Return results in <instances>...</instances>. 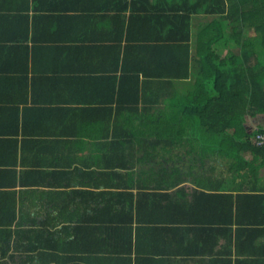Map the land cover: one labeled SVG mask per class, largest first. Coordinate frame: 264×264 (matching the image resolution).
I'll use <instances>...</instances> for the list:
<instances>
[{"label": "trees", "instance_id": "1", "mask_svg": "<svg viewBox=\"0 0 264 264\" xmlns=\"http://www.w3.org/2000/svg\"><path fill=\"white\" fill-rule=\"evenodd\" d=\"M119 1L100 8L120 13L118 25L108 13L86 15L88 8L75 18H100L93 23L104 22L109 44L88 46L91 39L78 38L81 45L68 48L80 65L93 56L113 63L111 76L92 81L94 92L108 94L105 141L75 163H61L62 152L59 162L39 163L41 150H34L33 164L17 181V209L15 194L0 191V260L8 259L0 264H167L170 257L210 255V241L230 239L232 224L238 241L244 209L264 211V195L251 186L264 167V145L253 144L264 123H250L264 116V0ZM15 2L0 4V26L15 34L14 46L0 49L20 56L25 67L27 0L24 7ZM199 14L206 20L193 38L190 22ZM20 71L23 79L27 70ZM76 73L77 85L88 84L83 74L89 72ZM35 77L25 88L41 79ZM35 107L37 118L54 112ZM72 112L78 126L85 110ZM77 140L69 149L74 155ZM185 158L186 170L174 164ZM211 158L226 165L229 183L212 175L211 164L197 173L195 166ZM150 161L158 167L135 171ZM187 182L193 187L180 186ZM24 203H45L57 213L37 221ZM55 223L56 231L45 229Z\"/></svg>", "mask_w": 264, "mask_h": 264}, {"label": "crops", "instance_id": "2", "mask_svg": "<svg viewBox=\"0 0 264 264\" xmlns=\"http://www.w3.org/2000/svg\"><path fill=\"white\" fill-rule=\"evenodd\" d=\"M11 1L0 0V4L2 7H10ZM107 1L27 0L25 4L27 5V31L26 37L21 42L22 45H26L28 52L30 51L29 60L25 61L26 66L24 67L22 63L18 62L20 56L14 57L9 52L2 53L0 49V171H8L0 173V183H6V187H0V191H9L15 194L16 209L19 206L17 196L20 190L17 181L33 164L34 150H41L36 160L39 163L47 160L58 161L57 156L60 152L64 155L61 157V163H68L69 160L75 163L76 156L81 161V158L87 156L94 149L96 143L105 141L102 136L106 133L104 125L107 111L104 104L107 103L104 102L108 99V94L99 95V93L94 92L92 81L95 78H102V76H111L113 63L111 60L101 59L100 56H93L88 57V60L83 61L80 65L77 60L78 57L75 56V50L68 48L81 45V43L73 41L78 38L91 39L92 41L87 43L88 46L109 44L107 40L111 37V33L105 26H102L104 22L93 23L95 19L100 18H86L87 20L79 18L78 21L75 19L76 14H84V9L86 11L89 9V13L86 15L97 16L100 8L110 5ZM148 2L156 4L154 0H148ZM114 4L119 6L120 1L115 0ZM13 6L24 7V0L15 2ZM107 13L109 17L118 18V25L121 14L117 11L107 12L106 9L100 12L105 17H107ZM125 14L127 16V13ZM198 18L196 27H194V21ZM203 21L204 18L201 14L192 17L190 29L193 38L198 25ZM14 36V33L11 34L9 30L0 26V46L6 49L7 46H14L12 44L15 43L10 40ZM55 39L59 40L52 41ZM55 47L63 48L62 52L50 50V48L54 49ZM6 49L4 51L8 50ZM19 51L24 52L21 49ZM24 69L27 72L24 71V78L22 79L23 71L20 70ZM55 69H58L57 73L54 72ZM77 69L89 72L83 74L84 78H87L88 84L84 82L86 84L81 86L80 82L77 85L74 81L76 76H80L76 73ZM30 70L34 72L35 78L39 76L41 79L34 80L28 89V86L25 88V83L28 80L31 81L30 78H34ZM93 71L95 73H92ZM42 77L45 78L42 79ZM46 80L50 81L43 85L42 83ZM35 106H41V108L52 106L50 108L54 112L37 118L35 109L39 107ZM76 108L85 110L80 117H83V120L88 124L87 126H84V123L81 124L84 122L83 120L78 124L79 127L76 126V119L72 112ZM57 110L61 111L57 113L55 112ZM260 116H256L252 121L258 124L264 123V121H258ZM94 122H102V125ZM75 140L77 141L74 145L76 153L74 155L69 149ZM79 151L81 154L77 155ZM221 177L225 178L226 181H231L229 174ZM255 179L256 184H251V186L256 185L257 193L264 195V167L261 168ZM13 181L14 185H7ZM238 181L235 179V183ZM251 182L253 183V180ZM180 186L193 187L188 182L182 183ZM40 203H36L34 206H28L24 203L23 209L31 215H36L37 221L41 220L48 212L51 216L57 213V211L47 209L45 203ZM257 211L258 215L244 209L243 214L246 223L239 225L238 230H245V234H239L238 241L235 237L236 225L232 224L229 227L230 239L224 241L221 238H216L215 243H212L213 240L210 241L212 244L210 255L198 256L195 254L187 258L170 257L167 264H210V262H214L213 260L216 261L213 264H224L223 260L227 259H229L230 264H264V211L260 209ZM59 227L60 225L55 223V227L51 226L45 229L54 232ZM54 240H56L55 236L52 237V241ZM222 249L226 255H219V251ZM253 249H255L254 253L250 252ZM4 259L8 260L5 257Z\"/></svg>", "mask_w": 264, "mask_h": 264}, {"label": "rangeland", "instance_id": "3", "mask_svg": "<svg viewBox=\"0 0 264 264\" xmlns=\"http://www.w3.org/2000/svg\"><path fill=\"white\" fill-rule=\"evenodd\" d=\"M199 20V18L194 21V27H196V22ZM206 20V18H204V21ZM232 50L235 52V47H232ZM256 120V119H255ZM259 122H262L264 121V116H260L259 119H258ZM253 121L251 120V124L253 125ZM179 152V151H178ZM214 158H211L209 159V161H205L204 164L202 165V167H198V166H195L196 170H197V173L199 172H202V173H206L204 170L207 169L208 165H214L215 167V170L212 172L213 174L212 175H215L216 177H219V176H222V175H225L224 173L226 172V165L221 161V160H213ZM213 160V161H212ZM172 163H168V165H171ZM174 164H178L181 166L182 170H186L187 169V161H186V158L185 160H183L182 162H175ZM158 165L156 164V162L152 163V161L149 162V165L146 166V165H137L135 167V171L139 172V171H146L148 167H151V168H157ZM200 170V171H199ZM199 171V172H198ZM226 176V175H225Z\"/></svg>", "mask_w": 264, "mask_h": 264}, {"label": "built area", "instance_id": "4", "mask_svg": "<svg viewBox=\"0 0 264 264\" xmlns=\"http://www.w3.org/2000/svg\"><path fill=\"white\" fill-rule=\"evenodd\" d=\"M253 144L257 147L264 145V128L260 133H256L253 138Z\"/></svg>", "mask_w": 264, "mask_h": 264}]
</instances>
